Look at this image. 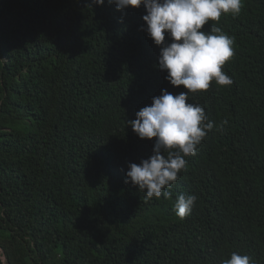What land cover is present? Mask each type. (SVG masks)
I'll return each instance as SVG.
<instances>
[{"label":"trees","instance_id":"trees-1","mask_svg":"<svg viewBox=\"0 0 264 264\" xmlns=\"http://www.w3.org/2000/svg\"><path fill=\"white\" fill-rule=\"evenodd\" d=\"M146 14L0 0V264H222L233 252L264 264V0L205 25L233 40V82L189 95L214 127L147 201L126 172L155 138L127 121L162 90H187L159 69ZM179 195L197 197L191 220L174 212Z\"/></svg>","mask_w":264,"mask_h":264},{"label":"clouds","instance_id":"clouds-1","mask_svg":"<svg viewBox=\"0 0 264 264\" xmlns=\"http://www.w3.org/2000/svg\"><path fill=\"white\" fill-rule=\"evenodd\" d=\"M117 10L144 6L146 31L160 47L158 67L167 72L166 79L173 86L187 91L179 94L162 90L153 97L152 104L136 112L134 120L127 121L141 139H153V154L139 164L129 163L125 183H131L144 199H160L162 190L171 189L179 173L186 168V157L194 156L197 147L214 127L202 106L188 102L190 94L206 91L213 81L219 86L232 84L222 67L233 56V40L215 24L204 31L209 21L219 22L222 15L237 16L242 0H108ZM105 0H92L103 5ZM91 6V5H90ZM166 37L171 42L166 41ZM227 120L221 122L222 130ZM171 192L163 191L165 199ZM197 197L179 195L174 205L177 217L191 220ZM222 264H255L247 255L231 253Z\"/></svg>","mask_w":264,"mask_h":264},{"label":"water","instance_id":"water-1","mask_svg":"<svg viewBox=\"0 0 264 264\" xmlns=\"http://www.w3.org/2000/svg\"><path fill=\"white\" fill-rule=\"evenodd\" d=\"M2 258H3V259H5V257H4V256H2Z\"/></svg>","mask_w":264,"mask_h":264}]
</instances>
